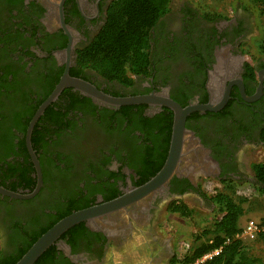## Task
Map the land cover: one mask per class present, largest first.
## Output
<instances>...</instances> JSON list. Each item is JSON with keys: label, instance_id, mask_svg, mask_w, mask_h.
I'll use <instances>...</instances> for the list:
<instances>
[{"label": "flooded vegetation", "instance_id": "1", "mask_svg": "<svg viewBox=\"0 0 264 264\" xmlns=\"http://www.w3.org/2000/svg\"><path fill=\"white\" fill-rule=\"evenodd\" d=\"M121 1L0 0V188L30 195L0 193V264L18 259L60 215L143 186L166 161L171 109L102 105L71 87L34 123L33 158L28 128L66 72L114 98L152 95L182 108L226 101L216 111L186 116L180 161L163 186L70 227L38 264H102L108 244H119L131 230L122 219L126 213L148 227L154 264H175L171 241L155 235L171 203L204 202L205 179L255 190L253 165L264 162V58L247 55L256 33L249 18L239 11L207 15L188 0H171L151 32L146 72H127V84L80 63ZM114 227L120 230L115 238L108 234Z\"/></svg>", "mask_w": 264, "mask_h": 264}, {"label": "trees", "instance_id": "2", "mask_svg": "<svg viewBox=\"0 0 264 264\" xmlns=\"http://www.w3.org/2000/svg\"><path fill=\"white\" fill-rule=\"evenodd\" d=\"M170 1L122 0L121 4L112 11L104 30L100 32L92 45L80 55L81 65L100 72L110 80H121L130 84L126 77L127 72L144 73L149 66L151 32L158 20L168 11ZM253 1L264 2V0ZM261 136L264 142V131ZM253 172L256 178L254 191L263 194L264 162L253 165ZM202 195L206 197L204 194ZM208 200L216 207L215 213L220 216L212 225L211 233L213 236L207 240L209 242L196 247L192 252V256H185L180 262L181 264L192 263L205 253L220 246L226 237H233L241 230L239 219L243 214L242 203L244 200H236L225 193H218L208 198ZM78 209L77 207L76 210ZM168 212L187 218L192 215L193 209L189 208L187 203L183 201H174L169 205ZM69 213L70 211H67L59 218L61 219ZM51 226L38 234L33 242ZM256 240L264 241V232H261ZM33 242L29 243L26 249L23 250L24 253L32 246ZM244 244L245 241L243 240H232L224 246L219 254L204 264H264V256L251 255ZM48 252H45L35 264L46 257ZM23 254L18 259L13 260L11 264H15ZM174 263L176 264L175 259Z\"/></svg>", "mask_w": 264, "mask_h": 264}, {"label": "rangeland", "instance_id": "3", "mask_svg": "<svg viewBox=\"0 0 264 264\" xmlns=\"http://www.w3.org/2000/svg\"><path fill=\"white\" fill-rule=\"evenodd\" d=\"M179 1V0H178ZM203 14L214 16H232L239 11L247 16L256 33L247 41V55L252 60L264 58V2L253 0H188ZM264 161V152L260 153L259 161ZM201 189L206 196L204 202H188L193 209L191 216L182 218L177 214H164L155 228V235L160 241H171L175 252L176 264L185 256H192L194 249L211 239L212 225L220 216L215 213L216 207L208 200L218 193L231 195L242 203L243 214L239 227L243 228L248 221L260 224L264 222V193L258 194L248 185L236 186L234 184H220L212 180H201ZM229 186V187H228ZM209 231L208 233H206ZM246 248L253 256H264V241H245ZM195 261V260H194ZM193 261V262H194ZM192 262V263H193ZM190 263V264H192Z\"/></svg>", "mask_w": 264, "mask_h": 264}, {"label": "water", "instance_id": "4", "mask_svg": "<svg viewBox=\"0 0 264 264\" xmlns=\"http://www.w3.org/2000/svg\"><path fill=\"white\" fill-rule=\"evenodd\" d=\"M66 87L74 88L83 95L91 98L92 100L102 105L120 107V106L135 105V104H147V105L160 104V105H165L166 107L171 109L174 113V120H173L172 134H171V140H170L167 158L161 170L143 186L131 192H127L125 195L116 198L112 201L95 205L80 211H76L64 217L60 221H58L48 231H46L43 235H41L35 241V243H33V245L28 249V251L15 264H34L35 261L58 239V237L70 227L82 222L92 221L96 218H100L108 214H111L141 199L142 197L148 195L149 193L163 186V184L170 178V176L172 175V173L174 172L180 161L182 143H183L184 121L186 116L194 111H202V112L216 111L219 108H221L226 101V97H225L223 99H219L218 101L209 102L204 105L195 104L182 108L177 103L173 102L168 98H160L152 95L127 97V98H114L97 90L93 85H91L86 81L69 77L66 72L61 78L60 82L56 85L51 96L37 110L36 114L34 115L31 121L30 127L28 128L26 141L29 152L32 157H33V153L31 151L29 144V136L33 128V125L37 121L39 116L43 113L44 109L52 101H54L57 98V96L60 94V92ZM254 99H256V97L251 98V100ZM0 193L14 198L30 197V195L21 196L12 192H8L2 188H0Z\"/></svg>", "mask_w": 264, "mask_h": 264}, {"label": "clouds", "instance_id": "5", "mask_svg": "<svg viewBox=\"0 0 264 264\" xmlns=\"http://www.w3.org/2000/svg\"><path fill=\"white\" fill-rule=\"evenodd\" d=\"M131 230L119 244L109 243L102 264H154L152 238L146 225L137 224L127 213L122 217ZM110 237L120 236L119 228L109 230Z\"/></svg>", "mask_w": 264, "mask_h": 264}, {"label": "built area", "instance_id": "6", "mask_svg": "<svg viewBox=\"0 0 264 264\" xmlns=\"http://www.w3.org/2000/svg\"><path fill=\"white\" fill-rule=\"evenodd\" d=\"M261 232H264L263 224L254 221H248L237 234H235L233 237H226L220 246L205 253L200 258H197L192 264H204L206 261L219 254L223 250L224 246L228 245L232 240L239 239L250 242L255 241Z\"/></svg>", "mask_w": 264, "mask_h": 264}, {"label": "crops", "instance_id": "7", "mask_svg": "<svg viewBox=\"0 0 264 264\" xmlns=\"http://www.w3.org/2000/svg\"><path fill=\"white\" fill-rule=\"evenodd\" d=\"M240 220V219H239ZM240 222V221H239Z\"/></svg>", "mask_w": 264, "mask_h": 264}]
</instances>
